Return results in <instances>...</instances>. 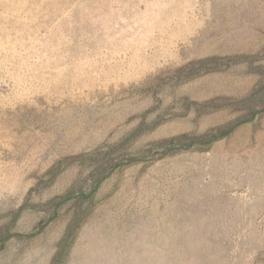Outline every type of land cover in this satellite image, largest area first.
I'll return each instance as SVG.
<instances>
[{
	"label": "rangeland",
	"instance_id": "rangeland-1",
	"mask_svg": "<svg viewBox=\"0 0 264 264\" xmlns=\"http://www.w3.org/2000/svg\"><path fill=\"white\" fill-rule=\"evenodd\" d=\"M0 264H264V0H0Z\"/></svg>",
	"mask_w": 264,
	"mask_h": 264
},
{
	"label": "trees",
	"instance_id": "trees-1",
	"mask_svg": "<svg viewBox=\"0 0 264 264\" xmlns=\"http://www.w3.org/2000/svg\"><path fill=\"white\" fill-rule=\"evenodd\" d=\"M248 122V121H246ZM245 122H242V123H237L235 125H233L229 131L227 129V131H221V135L220 136H225L226 134H228L229 132L232 131V129L235 127V126H238V125H241ZM133 136V135H131ZM130 138V137H128ZM217 138V137H216ZM214 137H209L207 134H203V135H180V136H177V137H174V138H170V139H165V140H162V141H159L157 142L155 147H157L158 151L160 153H156L157 156L159 158H162L163 156L165 155H170L171 152L175 151V150H179V149H188V148H191L195 145H206L208 144L210 141H215ZM210 139V140H209ZM145 152H151V150H147ZM139 160H144V159H138L137 157H131V159L128 161H126L127 163L125 164H129V163H135ZM118 164H124V163H118ZM97 186V185H96ZM67 200V198H66ZM64 202V200L62 201V203ZM61 205V204H59Z\"/></svg>",
	"mask_w": 264,
	"mask_h": 264
}]
</instances>
